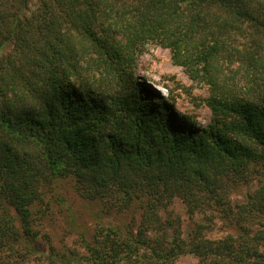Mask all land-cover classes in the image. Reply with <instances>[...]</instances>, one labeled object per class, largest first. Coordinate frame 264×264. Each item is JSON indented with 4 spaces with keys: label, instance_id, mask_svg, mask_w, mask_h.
<instances>
[{
    "label": "trees",
    "instance_id": "1",
    "mask_svg": "<svg viewBox=\"0 0 264 264\" xmlns=\"http://www.w3.org/2000/svg\"><path fill=\"white\" fill-rule=\"evenodd\" d=\"M35 1L0 0V49L11 45L0 56V264L37 250L34 207L66 177L105 212L140 217L135 229L99 227L79 262L192 252L202 264H264V0ZM148 42L207 85L205 127L138 80ZM253 179L237 214L259 220L255 231L168 234L159 209L174 196L226 218L230 192Z\"/></svg>",
    "mask_w": 264,
    "mask_h": 264
},
{
    "label": "rangeland",
    "instance_id": "2",
    "mask_svg": "<svg viewBox=\"0 0 264 264\" xmlns=\"http://www.w3.org/2000/svg\"><path fill=\"white\" fill-rule=\"evenodd\" d=\"M35 5L36 1L32 0V7ZM10 49V44L0 49V56ZM135 75L147 87L172 103L180 113L175 112L181 121L183 115L197 127H205L209 123L211 112L206 104L207 85L190 79L184 68L172 61L169 48L148 42L137 56ZM255 183L253 179L230 192L228 205L232 213L226 218H221L219 212L204 209V206H188L179 196H174L166 207H161L159 215L170 236L177 229L184 239L198 231L200 237L212 240L223 239L228 235L237 236L239 231L244 230L253 232L260 227L259 220L254 219L257 222H253L246 217L248 214L245 211L241 216L237 211L238 205L244 202L245 194L255 188ZM33 217V226L38 232L35 242L37 250L22 252L24 258L19 253L21 257L6 253L11 260H18V264H85L83 260L79 262L75 258L86 254L85 243L93 240L99 227L128 224L135 229L140 221L139 213L133 210H112L107 213L100 201L83 199L67 177L54 180L51 189L43 194L42 200L34 207ZM168 217L174 220L173 225L167 222ZM170 264L202 262L194 253L184 252L173 258Z\"/></svg>",
    "mask_w": 264,
    "mask_h": 264
}]
</instances>
